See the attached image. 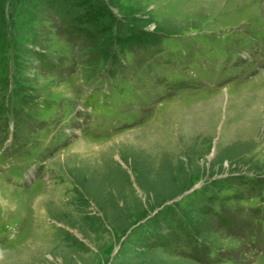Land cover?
I'll list each match as a JSON object with an SVG mask.
<instances>
[{
  "label": "rangeland",
  "instance_id": "1",
  "mask_svg": "<svg viewBox=\"0 0 264 264\" xmlns=\"http://www.w3.org/2000/svg\"><path fill=\"white\" fill-rule=\"evenodd\" d=\"M0 264H264V0H0Z\"/></svg>",
  "mask_w": 264,
  "mask_h": 264
},
{
  "label": "trees",
  "instance_id": "2",
  "mask_svg": "<svg viewBox=\"0 0 264 264\" xmlns=\"http://www.w3.org/2000/svg\"><path fill=\"white\" fill-rule=\"evenodd\" d=\"M84 14H85V12H84ZM86 18H88V15L86 16ZM148 35L149 34L147 32H141V31L132 32V33H130V35H128L129 38H126L125 41H129V40L133 39L134 40L133 43H139V44L141 43L142 44ZM210 211H212V210H210ZM215 216L218 218L219 221H223V218L220 214H215ZM224 224H225V222H224ZM192 256H193L192 254H188V257H192Z\"/></svg>",
  "mask_w": 264,
  "mask_h": 264
}]
</instances>
